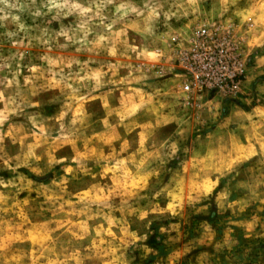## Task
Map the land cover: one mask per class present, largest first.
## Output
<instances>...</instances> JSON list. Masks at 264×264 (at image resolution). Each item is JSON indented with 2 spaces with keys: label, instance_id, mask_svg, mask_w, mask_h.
<instances>
[{
  "label": "clouds",
  "instance_id": "clouds-1",
  "mask_svg": "<svg viewBox=\"0 0 264 264\" xmlns=\"http://www.w3.org/2000/svg\"><path fill=\"white\" fill-rule=\"evenodd\" d=\"M0 264H264V0H0Z\"/></svg>",
  "mask_w": 264,
  "mask_h": 264
}]
</instances>
